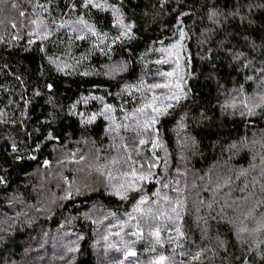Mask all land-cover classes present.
Segmentation results:
<instances>
[{
    "label": "trees",
    "instance_id": "1",
    "mask_svg": "<svg viewBox=\"0 0 264 264\" xmlns=\"http://www.w3.org/2000/svg\"><path fill=\"white\" fill-rule=\"evenodd\" d=\"M18 2L20 9L0 4V36L4 38L0 41V176L5 180L0 184V264H109L114 260L143 264L160 252L170 253L168 243L163 248L157 246L155 252H145L150 242L144 238L134 245L135 257L125 258L123 251L104 248L106 230L119 231L118 227L109 229L116 220L108 216L99 223L93 221L108 212L123 218L138 194L130 193L125 201L106 191L107 181L96 171V165L112 154L110 135L106 133L109 121L97 115L91 123L81 124V117L75 113H99L100 101L89 99L85 104L81 97L102 96L117 108L114 115L120 122V106L131 111L140 101L135 88L123 91L124 86L139 87L141 79L145 83L162 81L155 74L175 67V57H170L168 64H156L162 55L156 49L173 43L179 26L189 37L183 41L180 64L186 81L182 86L190 91L169 110L170 115L159 119L156 127L169 153L168 179L172 187L181 189L185 199L179 223L190 240L180 242L193 251L205 247L202 264H264V243L260 242L264 241V233L255 237L241 233L244 239L236 235L238 226L254 229L264 215V113L257 110L256 115L247 117L221 108L226 90L241 83L247 91L252 90V83H245L243 70H238L227 50L242 51L259 66L264 58V0H165L163 7L161 0H109L121 5L125 22L134 25V36L113 44L110 51L105 48L103 54L99 49L89 53L90 41L73 40L69 46L65 30L44 42L45 53L39 50V41L29 46V29L11 27L13 20L19 24V10L31 12L27 0ZM65 3L53 0L52 14L57 15ZM238 4L243 20L227 15ZM212 6L224 13L217 25L207 19ZM180 13L187 15L180 17L182 25H176ZM90 20L100 31H108L110 37L116 34L110 11L93 9ZM209 29L213 31H205ZM17 31L22 38L12 40ZM205 38V43H199ZM253 43L255 50L250 46ZM84 53H88L87 59L76 64ZM53 55L67 61L68 74L49 63L46 56ZM119 62H125L123 71L104 74L109 65ZM84 72L89 74L82 75ZM48 84L53 85L52 89ZM184 113L185 127L179 128L177 121ZM125 135L131 138L133 133ZM185 141L187 147L182 149ZM97 149L99 160L95 159ZM72 152L76 153L75 161L81 155L85 159L77 163L66 158ZM157 154L164 155L160 150ZM17 155L21 159H15ZM45 159L50 161L47 166L43 164ZM163 169L161 163L157 171L163 175ZM64 177L68 182L75 181L68 199H61L68 188ZM226 177L230 182L224 184ZM217 183L221 186L216 187ZM76 187L81 189L79 194ZM158 187L153 181L144 192L154 199L151 193ZM163 191L175 199L176 193ZM162 235L167 237L168 233ZM218 238L225 242L224 248L217 247ZM107 243H119V238L109 235ZM69 246L76 251L67 252ZM180 251L177 249L174 259L188 261Z\"/></svg>",
    "mask_w": 264,
    "mask_h": 264
},
{
    "label": "snow or ice",
    "instance_id": "2",
    "mask_svg": "<svg viewBox=\"0 0 264 264\" xmlns=\"http://www.w3.org/2000/svg\"><path fill=\"white\" fill-rule=\"evenodd\" d=\"M165 0H161V7H163ZM0 4H8L12 9H20L18 0H0ZM28 8L31 9L29 13L26 9L19 10L18 15L20 17L19 24L13 20L11 21V27L14 29H23L27 27L29 30L26 35L28 37L27 44L33 45L37 41L40 42V51L45 53L44 42L49 40L58 34L61 30H65L67 34V40L69 46L73 40L77 41H90V48L88 52L99 49L103 54L105 48L109 51L113 44L118 41H123V38L131 39L134 36L132 29L134 25L132 23H126L124 13L122 12L121 5L117 3H109V0H66L64 9H61L57 15L52 14L53 0H46L42 3L41 0H27ZM58 7V5H57ZM248 7H251L250 5ZM97 11H110L112 16V27L116 30V34L110 37L108 31H100L96 24L90 20L92 10ZM79 10V11H78ZM2 11V9H0ZM187 13H180V16L176 18V25H182L181 18L186 16ZM224 13L218 10L215 6L208 9L207 19L213 24L220 23V17ZM227 15L236 17L240 16L243 20L245 17L240 12L239 4L235 11H229ZM27 20V24L24 21ZM3 21H0L2 24ZM175 27V26H174ZM209 33L213 30H205ZM178 38L173 43L169 44L166 48H158L157 52H160L161 58L155 61L156 64H168L170 57H175L172 61L175 67L170 71H158L155 75L162 77V81H156L153 83H145L143 79L139 81V87L135 85L126 84L123 91L131 92L132 88L136 89V92L140 93V101L137 107H134L131 111H126L123 105L120 106L119 111L123 113L120 117V122H117V117L114 113L117 108L107 103L102 96H89L81 97V101L85 104L89 99L100 101L102 107L99 111L91 113V115L85 116L84 113L78 112L81 117V124L91 123L97 117V115L103 116L106 121H109V125L106 128V133L110 135L111 143L109 145L112 150V154L104 157L103 164L96 165V171L104 176L107 181L104 185L106 191L110 195H115L121 200H128L130 193H137L133 196L134 203L132 204L131 211L124 212L123 218L116 212H108L107 215L100 214L94 223H99L100 219H107L111 216L116 220V224H109V229L118 227L119 231L111 232L106 230V234L103 239L106 242L104 248H114L117 252L123 251L124 257H135L137 252L134 245L136 241L142 238L149 240V245L145 247V252H155L156 247L163 248L165 243L171 245V250L168 255L164 252H160L157 255L149 257L143 264H188V261H200L202 264L203 254L207 251L205 247H198L195 251L191 248L185 247V244L180 242L182 239L190 240L186 237V233L182 230V224L179 221L182 220L181 212L185 209V199L181 195V189L179 187H172L171 181L168 179V164L169 153L163 140L159 136V128L156 125L159 119L163 116L170 115L171 109H174L182 99L187 98L188 92L182 85L186 83L184 75L181 71V53L185 50L183 41L188 39V33L183 26L177 28ZM204 33H202L203 35ZM175 35V33H174ZM22 38L20 31L12 35V40H20ZM94 38V39H93ZM3 36H0V41H3ZM245 40L247 38L245 37ZM63 39L60 43H63ZM205 40L199 41L203 44ZM55 43V41H53ZM221 43H223L221 41ZM103 45V46H101ZM255 50L256 45L253 43L250 45ZM70 50V47H69ZM232 57V61L238 65V70H243V79L245 83L251 82L253 87L249 92L245 88V84L241 83L234 86L230 90H226V98L221 105L222 110L232 109L234 112H239L241 116L251 117L257 114V110L264 113V58H261L259 66H257L253 60H249L246 53L232 49L227 50ZM88 53L81 55V59L76 61L79 64L84 59H87ZM49 63L53 64L57 71L65 72L70 65L67 61H61L59 57L46 56ZM71 67H75L72 65ZM125 68V62H119L114 65H109L105 75L115 74L118 71H123ZM65 74H68L65 72ZM88 72L82 73V75H88ZM47 87L52 89L53 85L48 84ZM156 89H164L166 92L157 93ZM147 93H151L148 95ZM119 95V94H117ZM134 96V94H133ZM135 98V97H134ZM27 104V101H25ZM75 108V105H73ZM187 114H181L177 125L179 128L185 127ZM131 132L133 135L129 138L126 133ZM49 137L52 138V134L49 133ZM255 142V141H254ZM192 144H195V140H192ZM40 147L39 144L36 145ZM187 147V141L181 144V148ZM235 147V145H233ZM13 152H15L16 145H12ZM157 150L164 153L163 156L157 154ZM100 150H96L95 159H100ZM76 153L72 152L68 159L75 161ZM35 159V157H30ZM15 159H21V156L17 155ZM85 156H79V161H83ZM181 159H184L181 153ZM75 161V162H79ZM163 163V175H161L157 169L159 165ZM45 166L50 164V161L45 159L43 161ZM177 174L180 173V169H176ZM175 179V178H173ZM65 182L68 183V188L65 190V195L61 199H68L73 194V188L75 181L68 182L67 177H64ZM155 181L159 187L151 193V197L144 192V187ZM229 179L226 177L223 180L224 184L229 183ZM4 177L0 176V184H4ZM178 185L179 180H175ZM221 184L217 183L216 187H220ZM170 189L176 193L175 199L168 195L163 190ZM75 192L80 193L81 189L76 187ZM163 193V194H162ZM211 208V204L208 205ZM95 212L96 209L94 208ZM222 219L224 217H221ZM198 220H202L205 224L207 221L203 217H198ZM247 219V216L245 217ZM129 229V231H125ZM121 232L124 233L121 236ZM162 232H167V237L162 235ZM203 232V230H202ZM174 233L175 235H172ZM241 233H249L253 237L264 233V215L257 221V226L254 229L249 230L246 226H238L236 228V235L238 239H244L241 237ZM109 235L119 238V243L110 244L107 243ZM125 237H134L135 239H126ZM264 243V241H260ZM74 243V242H73ZM194 243V242H193ZM217 247L224 248L225 242L221 239H217ZM177 249H181L180 255L188 257V261L177 262L174 257ZM251 250V249H249ZM76 248L69 246L67 252H75ZM215 254V250H213ZM69 264L71 262L69 261ZM109 264H125L124 260L110 261ZM139 264V262H138ZM247 264V262H245Z\"/></svg>",
    "mask_w": 264,
    "mask_h": 264
}]
</instances>
